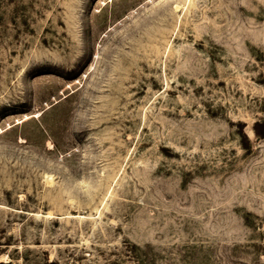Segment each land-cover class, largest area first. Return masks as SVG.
<instances>
[{
    "label": "rangeland",
    "instance_id": "374dc122",
    "mask_svg": "<svg viewBox=\"0 0 264 264\" xmlns=\"http://www.w3.org/2000/svg\"><path fill=\"white\" fill-rule=\"evenodd\" d=\"M264 0L0 2V264H264Z\"/></svg>",
    "mask_w": 264,
    "mask_h": 264
},
{
    "label": "trees",
    "instance_id": "16d2710c",
    "mask_svg": "<svg viewBox=\"0 0 264 264\" xmlns=\"http://www.w3.org/2000/svg\"><path fill=\"white\" fill-rule=\"evenodd\" d=\"M2 0H0L1 2ZM252 130L256 137L264 136V119L255 120L253 123Z\"/></svg>",
    "mask_w": 264,
    "mask_h": 264
}]
</instances>
